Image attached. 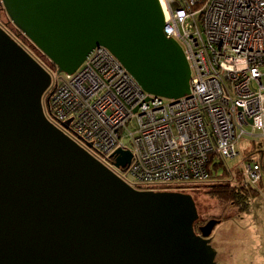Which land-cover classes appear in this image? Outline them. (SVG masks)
Segmentation results:
<instances>
[{
  "label": "water",
  "instance_id": "95a60500",
  "mask_svg": "<svg viewBox=\"0 0 264 264\" xmlns=\"http://www.w3.org/2000/svg\"><path fill=\"white\" fill-rule=\"evenodd\" d=\"M0 264H217L192 194L139 189L52 122V75L108 48L148 93H190L183 49L160 0H0ZM23 42V43H22ZM130 150L115 153L127 166Z\"/></svg>",
  "mask_w": 264,
  "mask_h": 264
},
{
  "label": "built area",
  "instance_id": "2783aa9c",
  "mask_svg": "<svg viewBox=\"0 0 264 264\" xmlns=\"http://www.w3.org/2000/svg\"><path fill=\"white\" fill-rule=\"evenodd\" d=\"M164 32L190 66V93L145 91L113 53L95 47L72 74L54 71L48 118L139 189L209 184L213 159L240 154L243 136L264 138V0H160ZM46 97V95H45ZM130 150L125 167L115 153ZM216 163V162H215ZM214 163V164H215ZM246 158L240 185H258Z\"/></svg>",
  "mask_w": 264,
  "mask_h": 264
},
{
  "label": "rangeland",
  "instance_id": "374dc122",
  "mask_svg": "<svg viewBox=\"0 0 264 264\" xmlns=\"http://www.w3.org/2000/svg\"><path fill=\"white\" fill-rule=\"evenodd\" d=\"M0 24L14 37L17 33L14 25L9 21L5 10L0 13ZM43 64L48 63L44 56L34 50L31 51ZM264 73V65L261 67ZM264 82V76H263ZM240 154L234 159L215 165L217 158L213 159L210 168L214 175L219 174L222 180H228L232 186H236L242 175L245 164V156L252 154L263 165L262 178L258 191L252 194L240 195L241 209L236 203L222 202L215 196L205 192L209 187L196 182L182 188L183 191L192 194L195 199L199 218H219L210 236L217 264H264V138H251L243 136L239 142ZM252 157V156H250ZM227 182V181H226ZM209 217V219H208Z\"/></svg>",
  "mask_w": 264,
  "mask_h": 264
},
{
  "label": "trees",
  "instance_id": "16d2710c",
  "mask_svg": "<svg viewBox=\"0 0 264 264\" xmlns=\"http://www.w3.org/2000/svg\"><path fill=\"white\" fill-rule=\"evenodd\" d=\"M36 58L38 59V57ZM46 60L48 63L44 62L43 65L52 74L54 71H56V66L51 61H49L47 58ZM218 164L220 165L221 162L218 161L215 163V165H218ZM210 174H211L212 183L202 184V185H206L209 187L208 189H205V192L209 194L210 196L217 197L218 199L222 200V202L236 203L239 206V209H241V207L243 206L239 199L240 195H243L244 193L252 194L258 191L252 186L245 187V186L240 185V183H237L236 186H232L228 183V180H222L221 175L219 174L214 175L211 168H210Z\"/></svg>",
  "mask_w": 264,
  "mask_h": 264
},
{
  "label": "flooded vegetation",
  "instance_id": "af4514ba",
  "mask_svg": "<svg viewBox=\"0 0 264 264\" xmlns=\"http://www.w3.org/2000/svg\"><path fill=\"white\" fill-rule=\"evenodd\" d=\"M3 10H4V9H3V6H2L1 1H0V13H1ZM47 93H48V92H47ZM47 93H46V97H47ZM208 219H209V217H208ZM207 221H208L207 218L199 219V220L197 221L196 225H195L196 230L198 231L199 227H200L201 225L205 224ZM198 232H199V231H198Z\"/></svg>",
  "mask_w": 264,
  "mask_h": 264
},
{
  "label": "crops",
  "instance_id": "0c3cea01",
  "mask_svg": "<svg viewBox=\"0 0 264 264\" xmlns=\"http://www.w3.org/2000/svg\"><path fill=\"white\" fill-rule=\"evenodd\" d=\"M258 139H260V138H258ZM250 156L253 157L252 154H248V155L245 156V159H246V158H250ZM260 161H261V160H260ZM260 163H261V162H260ZM261 165H262V163H261ZM262 169H263V165H262ZM260 181H261V180H260ZM259 183H260V182H259ZM258 185H259V184H258ZM258 185H254V186H252V187H254L256 190H258V187H257Z\"/></svg>",
  "mask_w": 264,
  "mask_h": 264
}]
</instances>
